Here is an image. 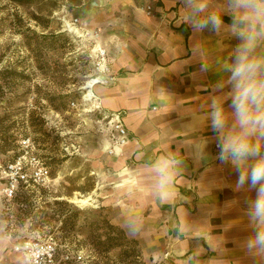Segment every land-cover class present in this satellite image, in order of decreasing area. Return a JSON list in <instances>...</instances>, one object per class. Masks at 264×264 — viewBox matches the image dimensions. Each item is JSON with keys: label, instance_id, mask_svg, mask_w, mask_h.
Instances as JSON below:
<instances>
[{"label": "crops", "instance_id": "1", "mask_svg": "<svg viewBox=\"0 0 264 264\" xmlns=\"http://www.w3.org/2000/svg\"><path fill=\"white\" fill-rule=\"evenodd\" d=\"M113 1L107 0L110 4ZM118 2L126 21L115 31L110 30L112 35L106 40L109 43H99L94 48L106 49L113 80L94 84L92 92L108 121L111 115H119L126 136L123 144H115L116 133L107 121L111 140L105 147H110L111 153L99 163L102 184H96L91 193L100 194L111 222L125 236L139 241L144 264H183L197 235L205 238L201 241L205 248L202 259L208 264H252L239 247L250 229L243 214L245 194L234 192L230 186L236 179L230 166L212 161L209 167H196L187 161V170L177 176L164 204L157 199L154 173L149 167L150 162L176 151L175 139L186 135L183 125L187 120L174 109L178 104L195 108L207 98L203 90L196 91L197 83L217 78L209 73L206 80L195 81L191 76L199 67L195 62L177 73L181 62L191 59L193 39L204 44L210 57L221 58H226L238 41L227 32L215 36L208 30L193 37L191 29L181 22L178 0ZM146 6L150 13H146ZM160 85L169 92H159ZM203 134L214 135L210 130ZM217 151L210 140L208 152L214 157ZM3 157L6 155L0 153ZM4 200L0 185V208ZM128 225L139 228L136 235L129 234ZM177 225L185 232L179 239ZM209 243L214 250L208 248ZM0 264H27L24 255L11 248L10 237L3 233L1 224Z\"/></svg>", "mask_w": 264, "mask_h": 264}, {"label": "rangeland", "instance_id": "2", "mask_svg": "<svg viewBox=\"0 0 264 264\" xmlns=\"http://www.w3.org/2000/svg\"><path fill=\"white\" fill-rule=\"evenodd\" d=\"M117 3L0 0V153L11 157L19 140L30 137L49 168L44 185L0 208L15 252L22 239L52 234L58 253L83 254V261L64 264H144L134 238L121 237L108 251L97 244L106 236L102 221L114 223L100 194L91 193L101 183L99 163L111 153L105 147L111 135L108 118L82 99L83 85L94 73L95 45L109 43L110 30L126 21ZM73 209L80 213L71 225Z\"/></svg>", "mask_w": 264, "mask_h": 264}, {"label": "clouds", "instance_id": "3", "mask_svg": "<svg viewBox=\"0 0 264 264\" xmlns=\"http://www.w3.org/2000/svg\"><path fill=\"white\" fill-rule=\"evenodd\" d=\"M178 2L182 6L181 22L191 29L193 37L205 30L215 36L227 32L238 42L226 58H221L210 57L204 44L193 39L191 59L182 61L177 73L195 62L199 65L191 73L195 81L206 80L209 73L217 78L206 84L197 83L196 91L203 90L207 98L195 108L178 104L174 109L187 120L183 125L186 135L175 139L176 151L149 163L154 173L153 188L159 202L164 204L177 176L187 170V161L196 167H209L212 161L230 166L236 175L230 186L234 192L245 194L243 214L250 229L239 247L252 264H264V0ZM158 91L169 92L163 85ZM206 130L214 135H204ZM210 140L218 150L214 157L208 152ZM213 209L208 213L209 222ZM127 229L130 235L139 231L134 225H128ZM176 232L177 239L185 235L180 225ZM202 240H205L202 235L193 237L192 251L183 264H208L202 259L205 253ZM208 248L214 250L211 243Z\"/></svg>", "mask_w": 264, "mask_h": 264}, {"label": "built area", "instance_id": "4", "mask_svg": "<svg viewBox=\"0 0 264 264\" xmlns=\"http://www.w3.org/2000/svg\"><path fill=\"white\" fill-rule=\"evenodd\" d=\"M150 13V7H147ZM77 19H74L76 21ZM72 21V23L74 22ZM94 73L91 75L90 94L82 99L89 101L94 108L101 110L100 105L95 101L92 86L97 83H107L113 80L106 61V49L98 46L94 52ZM86 84V83H85ZM107 117V116H106ZM114 130V143L121 145L125 141L126 129L118 114L110 116L109 121ZM111 151V149H110ZM49 180V168L38 155L36 147L30 137H23L19 140L18 147L9 158H0V185L5 200L13 199L17 191L28 188L34 190L44 185ZM16 251L21 252L27 260V264H55L56 262L83 261V254L79 250L65 248L60 253L59 244L52 234L26 238L14 246Z\"/></svg>", "mask_w": 264, "mask_h": 264}, {"label": "trees", "instance_id": "5", "mask_svg": "<svg viewBox=\"0 0 264 264\" xmlns=\"http://www.w3.org/2000/svg\"><path fill=\"white\" fill-rule=\"evenodd\" d=\"M35 190V189H34ZM34 190H30L28 188H24V189H20L19 191H17V193L15 194V196L13 197V199H18L19 197L23 196V195H26V194H30L32 193ZM29 196V195H28ZM54 203L58 204V205H61L63 208L66 206H69V204L66 202V201H60V200H54ZM80 213V210L78 209H73L72 211V219L69 220V219H65L63 220V223L64 225L66 223H68L67 221L69 220L71 223V225L73 224V221L74 219L78 216V214ZM103 224H104V227L106 228V236H105V240H102V241H97V244H100L103 246V249L104 251H108L109 249L113 248L114 246L120 244L119 243V238L121 237H125L124 233H123V230L118 227L117 225H114L112 223H110L109 221L107 220H103L102 221ZM96 223V220H91L89 221V224H95ZM114 232L116 235H112L111 233Z\"/></svg>", "mask_w": 264, "mask_h": 264}, {"label": "bare ground", "instance_id": "6", "mask_svg": "<svg viewBox=\"0 0 264 264\" xmlns=\"http://www.w3.org/2000/svg\"><path fill=\"white\" fill-rule=\"evenodd\" d=\"M90 85H91V80H89V79L86 81V84L83 85V87L87 88L86 94H90V92H91L90 88H88Z\"/></svg>", "mask_w": 264, "mask_h": 264}]
</instances>
